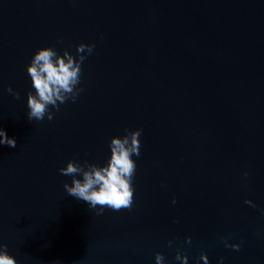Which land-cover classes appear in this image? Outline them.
<instances>
[{"label": "water", "instance_id": "95a60500", "mask_svg": "<svg viewBox=\"0 0 264 264\" xmlns=\"http://www.w3.org/2000/svg\"><path fill=\"white\" fill-rule=\"evenodd\" d=\"M81 43L83 92L29 121L35 52ZM0 129L16 264H264V0H0ZM125 129H142L132 210L97 216L59 169L106 166Z\"/></svg>", "mask_w": 264, "mask_h": 264}, {"label": "clouds", "instance_id": "9594fccd", "mask_svg": "<svg viewBox=\"0 0 264 264\" xmlns=\"http://www.w3.org/2000/svg\"><path fill=\"white\" fill-rule=\"evenodd\" d=\"M102 39V37H101ZM62 43V41H58ZM95 45L79 44L76 46V58L67 50L63 55H59L54 47L38 49L32 57L27 73L32 81L33 93H27V118L29 121H43L45 117L49 121L54 119V109L59 111V105L69 100L76 102L83 88L77 87L81 83V65L86 59V55H91ZM9 94L15 99H20V93L14 91L10 86L7 88ZM125 135L113 137L109 148L110 159L106 166H97L84 161H69L67 166L59 169L63 176L73 177L71 186L64 183L66 193L78 200H82L95 210V215L104 214L105 208L117 212L121 210H132L134 203L133 180L136 175V162L133 156H140V140L142 129L131 131L125 129ZM0 145L16 147L14 138H9L3 129H0ZM245 177L247 173L244 174ZM81 177L80 179L76 177ZM173 204L176 200L173 199ZM245 204L252 207L255 205L250 200H245ZM99 206V207H98ZM223 239V238H222ZM188 243L191 238L187 239ZM169 241V245H171ZM242 243V242H241ZM225 248H232L239 251L240 244H228L225 240ZM203 264H209L207 256L201 254L199 257ZM175 260L181 264H187V257L177 251ZM223 258H221L222 264ZM0 264H16V260L7 251V245L0 244ZM155 264H165V257L161 253L155 254Z\"/></svg>", "mask_w": 264, "mask_h": 264}]
</instances>
